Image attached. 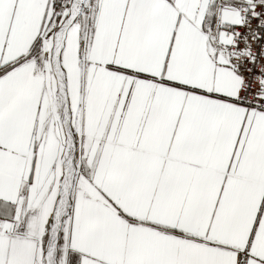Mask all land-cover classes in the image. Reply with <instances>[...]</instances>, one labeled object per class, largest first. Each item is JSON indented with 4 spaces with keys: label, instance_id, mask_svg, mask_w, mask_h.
Listing matches in <instances>:
<instances>
[{
    "label": "snow or ice",
    "instance_id": "obj_1",
    "mask_svg": "<svg viewBox=\"0 0 264 264\" xmlns=\"http://www.w3.org/2000/svg\"><path fill=\"white\" fill-rule=\"evenodd\" d=\"M0 264H264V0H0Z\"/></svg>",
    "mask_w": 264,
    "mask_h": 264
}]
</instances>
